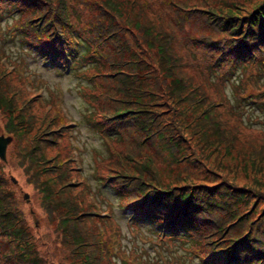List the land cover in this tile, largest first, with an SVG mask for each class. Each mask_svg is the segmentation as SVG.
I'll return each instance as SVG.
<instances>
[{"label":"trees","instance_id":"trees-1","mask_svg":"<svg viewBox=\"0 0 264 264\" xmlns=\"http://www.w3.org/2000/svg\"><path fill=\"white\" fill-rule=\"evenodd\" d=\"M157 3L0 0V13L17 15L8 32L22 53L39 52L45 63L75 75L86 103L82 119L118 146L103 170L88 169L97 182L86 186L71 144L66 156L50 151L71 121L57 88L39 76L48 91L36 93L37 82L28 91L23 56L8 58L0 46V116L13 137L7 160L0 158V264H49L34 240L39 209L54 225L66 264H108L120 216L132 230L188 243L200 264H264V179L257 174L264 156L225 119L206 91L202 67L264 58V0ZM195 18L211 33L189 37L186 25ZM168 161L165 173L160 166ZM249 166L254 175L238 182L236 174ZM11 169L21 173L16 183ZM200 171L222 178L207 182L197 178ZM25 189L35 192L34 206ZM104 189L117 212L106 209L112 203Z\"/></svg>","mask_w":264,"mask_h":264},{"label":"rangeland","instance_id":"rangeland-1","mask_svg":"<svg viewBox=\"0 0 264 264\" xmlns=\"http://www.w3.org/2000/svg\"><path fill=\"white\" fill-rule=\"evenodd\" d=\"M154 3L159 5L157 0H154ZM170 9L173 12L176 11L177 8L172 5ZM14 16L13 13L5 9L0 13V46L5 49L8 58L20 61L23 60L20 55L23 56L25 65L20 68L24 70L26 75H29V82L26 84L28 91H34L36 89L34 86L35 82L40 84V88L36 93H41L43 95L49 88L47 81L51 87L55 85L57 88L61 107H64V113L66 111L69 113L70 119L67 118L71 121L70 126L64 129V134L60 142L58 144H52L50 151L53 152L54 149L57 150L60 148L59 153L66 156L69 144H71L72 151L75 155L72 164L80 168L79 176L80 179L86 180L85 185H92L93 182H97V180L89 174L88 169L97 168L103 170L112 158L110 156V149H112L113 145L114 148L118 149V146L115 142L108 145L110 141L104 140L106 136L103 137L104 139L101 138L98 133L91 129L88 123L84 122V119H82L81 111L83 110V105H86V103L77 92L78 87L76 85L80 80L75 75L68 76L62 73L61 70H56L53 64L49 65L45 63L39 52L35 51V56L33 54L22 53V47L19 42L8 32L11 21L16 23L18 21L16 18L14 21ZM15 17H17V15ZM17 19L20 20L19 16ZM14 25L15 23L13 26ZM186 31L189 37L211 33L207 29L203 18L193 19L191 25H186ZM1 34H5V36L2 38ZM108 47L109 45L106 49ZM23 48L25 50L27 49L25 46H23ZM189 49L191 48L188 46L185 47V50ZM73 51L76 52V49L74 48ZM69 59L70 58L67 59V62H70ZM3 63L9 64V60H4ZM27 65L31 68L33 73L36 71L38 75H31ZM9 66L12 69L15 67ZM202 67L208 72L206 91L211 98H214L221 104L220 110L223 112L225 119L229 121L232 128H236L235 125L239 127V134L245 146L249 145L252 149H261V153L264 156V58H259L256 62H248L241 65L232 62L223 66H214L213 64L212 66H207L206 62H202ZM102 69L104 70V67ZM197 69H199V71L202 70L201 67ZM39 76L47 81H36L34 79ZM81 83L84 84V82ZM36 93L33 95H38ZM93 98L95 97L91 99ZM98 100L99 99L96 98L95 102H98ZM96 113L97 111L94 108V115H96ZM4 120V117L0 116V134L8 136L7 133L2 130ZM8 145L6 150L8 149ZM15 150L16 146L13 143L9 147L8 154L14 155ZM236 153L237 151L235 155ZM213 155L210 154L209 160H212L211 157ZM6 160L7 159L3 161ZM257 161H259L258 156ZM169 163L170 161L160 166L163 172L170 173L168 168ZM11 171L13 173V178L21 174L18 169H11ZM257 174L264 179V171ZM236 175L237 181L241 183L243 180L246 181L251 179L254 175V171L252 167L249 166L246 170L240 169ZM197 178L204 179L207 182H213L221 180L222 177L216 173L200 171ZM14 179L15 183L18 182L16 178ZM104 191L109 194V204L112 203V205H106V209L111 208L112 211L117 212L118 207L116 205V199L110 193L109 189H104ZM24 194H27V197H24V199L29 201L30 205L32 204L34 206V197L31 198V195L34 196L35 192L33 191L31 193L29 189H25V191L22 190V195L24 196ZM112 199H114L115 202ZM114 218L117 219L118 229L121 232H115L112 235V243L114 242V244L113 249L111 247L112 252L107 262L108 264H121L122 262L124 264H200L198 257H191L189 254V247L187 248V246H189L188 243L185 244L182 240L173 241L172 239L162 237L153 238L145 229L141 232L129 228L122 216ZM34 225L35 229L33 233L35 243L39 249L48 256L49 264H66L62 246L54 231V225L47 220L40 209L39 216L35 218Z\"/></svg>","mask_w":264,"mask_h":264},{"label":"water","instance_id":"water-1","mask_svg":"<svg viewBox=\"0 0 264 264\" xmlns=\"http://www.w3.org/2000/svg\"><path fill=\"white\" fill-rule=\"evenodd\" d=\"M11 136H4L0 134V158L2 160L6 159V147L11 142ZM24 197H27V194H24Z\"/></svg>","mask_w":264,"mask_h":264}]
</instances>
